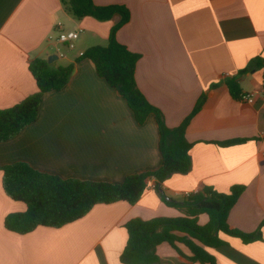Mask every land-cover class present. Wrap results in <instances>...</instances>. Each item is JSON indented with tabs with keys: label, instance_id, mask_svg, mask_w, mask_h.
Masks as SVG:
<instances>
[{
	"label": "crops",
	"instance_id": "0c3cea01",
	"mask_svg": "<svg viewBox=\"0 0 264 264\" xmlns=\"http://www.w3.org/2000/svg\"><path fill=\"white\" fill-rule=\"evenodd\" d=\"M97 6L122 5L130 20L116 33L119 43L140 55L136 82L149 103L175 128L205 100L187 126L192 168L147 188L134 205L99 204L62 228L38 227L20 235L4 226L7 215L26 204L9 198L1 167L26 161L33 167L93 180L122 182L127 176L156 170L161 163L159 130L153 116L140 126L127 103L101 79L93 63L81 59L100 41L107 42L121 16L108 21L75 18L60 0H0V110L37 91L29 64L35 58L54 67L74 64L70 82L44 95L37 120L15 138L0 143V264H123L125 225L136 218H178L185 213L167 204L205 186L229 193L245 190L229 212L228 225L244 233L264 222V0H93ZM88 33L64 51L60 32ZM52 37V40H50ZM64 46V45H63ZM62 55V56H61ZM66 64L59 65V61ZM228 73L227 78H221ZM255 92L248 103L232 96ZM241 141L220 146L228 141ZM161 190V191H160ZM201 214L198 223L205 225ZM263 240L245 244L223 236L227 245L207 248L216 264H264ZM189 255V251L182 247ZM161 264L192 263L168 243L156 248Z\"/></svg>",
	"mask_w": 264,
	"mask_h": 264
},
{
	"label": "trees",
	"instance_id": "16d2710c",
	"mask_svg": "<svg viewBox=\"0 0 264 264\" xmlns=\"http://www.w3.org/2000/svg\"><path fill=\"white\" fill-rule=\"evenodd\" d=\"M60 1L77 19L92 17L103 22L116 15L121 16L120 22L111 29L108 44L91 47L83 53L81 59L93 63L97 75L127 103L140 126L151 116L155 118L160 135L161 163L156 170L129 175L122 182L66 178L39 170L26 161L3 165L1 170L6 195L14 201L25 203L27 207L23 213L7 215L4 226L20 235L41 226L62 228L83 218L99 204L126 202L134 205L145 193L150 178L163 183L173 174L190 172L192 144L186 138V130L205 100V96L200 97L180 126H166L160 110L149 103L138 88L135 73L140 55L130 51L116 38L117 31L130 20L129 10L122 5L97 6L93 0ZM74 69V64L54 67L45 59L32 60L29 71L34 77L37 91L16 105L0 110V143L15 138L34 123L44 95L62 90L70 82ZM228 85L232 96L238 99L241 93L237 84L229 82ZM240 142L232 140L220 146H232ZM244 190L245 186L236 185L225 194L205 186L175 203L170 202L160 190L164 201L182 210L185 216L151 220L136 218L128 221L125 225L128 240L120 261L123 264H161L156 248L162 243H168L180 256L192 263L216 264L207 248L227 245L223 236L238 238L245 244L263 240L264 222L252 233H244L228 225L229 212ZM201 214L208 216L205 225L198 223ZM182 247L190 254L186 255Z\"/></svg>",
	"mask_w": 264,
	"mask_h": 264
},
{
	"label": "built area",
	"instance_id": "2783aa9c",
	"mask_svg": "<svg viewBox=\"0 0 264 264\" xmlns=\"http://www.w3.org/2000/svg\"><path fill=\"white\" fill-rule=\"evenodd\" d=\"M80 33H81V30L60 32L57 36V40H58V42L63 44L68 49H74L75 48V41L79 38ZM50 40H52V37H50ZM228 76H229V74L225 73V74H222L220 77L221 78H227ZM260 90L264 93V85L262 86V89H260ZM255 95H256L255 92L242 93V94H240V97L238 99L241 101L252 103L254 101ZM189 194H191V193L186 192V193H184V196H187Z\"/></svg>",
	"mask_w": 264,
	"mask_h": 264
},
{
	"label": "rangeland",
	"instance_id": "374dc122",
	"mask_svg": "<svg viewBox=\"0 0 264 264\" xmlns=\"http://www.w3.org/2000/svg\"><path fill=\"white\" fill-rule=\"evenodd\" d=\"M67 32V31H66ZM81 38H80V40H79V42L80 41H86V39H87V37H88V33L87 32H85V34H81V36H80ZM77 40L75 41V45L77 44V43H79ZM96 44H101L102 46H106L107 45V42H102V43H100V41L98 42V43H96ZM62 47L64 48V51H70L67 47H65V46H63L62 45ZM59 65H62V64H66V62L65 61H59V63H58Z\"/></svg>",
	"mask_w": 264,
	"mask_h": 264
},
{
	"label": "water",
	"instance_id": "95a60500",
	"mask_svg": "<svg viewBox=\"0 0 264 264\" xmlns=\"http://www.w3.org/2000/svg\"><path fill=\"white\" fill-rule=\"evenodd\" d=\"M48 62H49V63H52V62H53L52 57H50V58L48 59Z\"/></svg>",
	"mask_w": 264,
	"mask_h": 264
}]
</instances>
